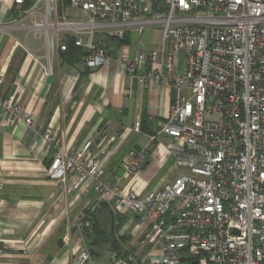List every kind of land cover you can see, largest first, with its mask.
I'll use <instances>...</instances> for the list:
<instances>
[{
	"label": "built area",
	"instance_id": "2783aa9c",
	"mask_svg": "<svg viewBox=\"0 0 264 264\" xmlns=\"http://www.w3.org/2000/svg\"><path fill=\"white\" fill-rule=\"evenodd\" d=\"M58 1L36 0L27 11L44 19L31 28L43 31L45 72L70 36L86 51L85 67L115 60L129 76L146 69L140 84L172 88L167 115L139 149L127 151L121 166L122 177L134 179L155 140L167 137L157 146L173 157L176 174L140 197L103 180V160L91 139L67 151L50 130L41 134L45 146L55 148L45 174L70 182L77 194L90 186L99 201L136 214L142 231L129 255L134 264H264V0H71L84 19L70 20L58 14ZM53 11L63 20L44 29ZM146 25L160 28L158 43L130 56L118 41ZM101 36L117 44L113 53ZM3 123H32L14 94L0 95ZM3 185L0 173V193ZM91 212H79L75 264H127L123 256L94 260L84 239Z\"/></svg>",
	"mask_w": 264,
	"mask_h": 264
},
{
	"label": "crops",
	"instance_id": "0c3cea01",
	"mask_svg": "<svg viewBox=\"0 0 264 264\" xmlns=\"http://www.w3.org/2000/svg\"><path fill=\"white\" fill-rule=\"evenodd\" d=\"M27 11L21 15L14 0H0V95H16L20 112L32 116L30 125L0 124V264H75L76 226L83 209H92L84 239L94 260H114L124 252L129 256L137 251L142 231L136 214L127 208L117 211L111 202L101 205L90 186L77 194L70 182L50 179L45 169L55 148H47L41 134L50 130L67 151L91 139L92 151L103 160V180L110 185L118 181L143 197L176 174L173 157L157 146L170 139L155 140L134 179L122 177V160L155 133L173 90L140 84L138 76L146 69L129 76L115 60L89 69L81 60L66 62L58 49L45 72L43 31L31 28L40 14ZM72 12L71 19L78 18L75 8ZM128 34L130 56L159 41L147 43L133 29Z\"/></svg>",
	"mask_w": 264,
	"mask_h": 264
},
{
	"label": "trees",
	"instance_id": "16d2710c",
	"mask_svg": "<svg viewBox=\"0 0 264 264\" xmlns=\"http://www.w3.org/2000/svg\"><path fill=\"white\" fill-rule=\"evenodd\" d=\"M36 0H23L21 4H19L20 7V14L24 15V13L32 7V5L35 3ZM16 4V3H15ZM71 6V0H59L57 4V12L59 15L63 16V13L65 12L66 8H69ZM130 35L128 33L125 34L124 38L121 41H118L119 43H128ZM66 49L61 51L63 58L66 62L74 63L78 62L82 59V57L86 54V51L79 46H76L73 42V38L68 36L65 41ZM140 128L142 129V125H140ZM121 256L128 257V254L124 252L121 253Z\"/></svg>",
	"mask_w": 264,
	"mask_h": 264
},
{
	"label": "rangeland",
	"instance_id": "374dc122",
	"mask_svg": "<svg viewBox=\"0 0 264 264\" xmlns=\"http://www.w3.org/2000/svg\"><path fill=\"white\" fill-rule=\"evenodd\" d=\"M6 1V0H3ZM54 9V8H53ZM72 9H74L73 7H69L66 8L65 12L63 13V16H65L66 20H70L71 18H73L74 13L72 12ZM75 12L77 13V17L79 19H84L83 14L81 13V11L77 8H75ZM34 13L31 14V16H33ZM59 16L57 15L56 11L52 12V15H49L48 17V23H52V22H57V21H61L63 19L58 18ZM44 19L43 17L40 15L39 19L36 22L39 23H43ZM44 30V29H42ZM51 30V29H50ZM159 33H160V28L157 25H146L143 27V32L141 34V38L146 41L147 43H151L152 41H158L159 40ZM104 41H107V38L105 36H101Z\"/></svg>",
	"mask_w": 264,
	"mask_h": 264
},
{
	"label": "water",
	"instance_id": "95a60500",
	"mask_svg": "<svg viewBox=\"0 0 264 264\" xmlns=\"http://www.w3.org/2000/svg\"><path fill=\"white\" fill-rule=\"evenodd\" d=\"M116 46H117V44L114 41L109 42V44H108L109 52L113 53L114 52V48ZM101 205H106V203L105 202H101ZM113 242H115V241H113ZM90 252H91V249H90ZM125 260H126L127 264H134L133 260L129 256L126 257Z\"/></svg>",
	"mask_w": 264,
	"mask_h": 264
},
{
	"label": "bare ground",
	"instance_id": "6f19581e",
	"mask_svg": "<svg viewBox=\"0 0 264 264\" xmlns=\"http://www.w3.org/2000/svg\"><path fill=\"white\" fill-rule=\"evenodd\" d=\"M42 26H43L44 29H49V28L55 27L56 25L52 24V23L45 22Z\"/></svg>",
	"mask_w": 264,
	"mask_h": 264
}]
</instances>
